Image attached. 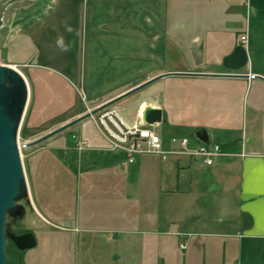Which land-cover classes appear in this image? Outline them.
Returning <instances> with one entry per match:
<instances>
[{
  "label": "crops",
  "instance_id": "0c3cea01",
  "mask_svg": "<svg viewBox=\"0 0 264 264\" xmlns=\"http://www.w3.org/2000/svg\"><path fill=\"white\" fill-rule=\"evenodd\" d=\"M47 1L32 18L8 9L0 30L1 60L19 66L35 104L28 127L57 124L50 132L143 86L45 142L68 158L82 152L84 179L78 219L62 214L63 232L51 239L69 244L76 232L79 264H264V0ZM240 45L247 65L225 69ZM9 46L18 49L13 62L5 61ZM66 81L78 83L81 99L63 94ZM147 108L160 109L162 121L144 122ZM105 111L151 126L168 152L183 138L197 148L203 129L222 155L208 166L201 157L145 153L121 171L124 154L111 150L99 121ZM66 133L86 146L65 142ZM25 167L22 187L35 205ZM40 193L44 213L35 208L54 226L58 214ZM52 264L74 261L65 251Z\"/></svg>",
  "mask_w": 264,
  "mask_h": 264
},
{
  "label": "rangeland",
  "instance_id": "374dc122",
  "mask_svg": "<svg viewBox=\"0 0 264 264\" xmlns=\"http://www.w3.org/2000/svg\"><path fill=\"white\" fill-rule=\"evenodd\" d=\"M4 1L0 0V4ZM34 3V1L30 0L21 1L9 8L8 15L16 13L17 17H22L24 19L26 17L32 18L34 17L32 15L36 13V9L34 8L35 6L33 5ZM31 26H33L32 23H29V27ZM13 48V46H9L6 50L8 58L5 61H15L14 54L18 51V49ZM3 53L4 51L1 48V64L8 65L13 68L14 66H17L3 63L1 60L3 58ZM16 70L21 74L19 66ZM11 76L12 73L7 72L5 75L4 82L1 84L0 113L4 115V106H7L6 112L12 116V119L9 120L10 125L12 126L10 127V129L12 130V133L15 137V141L18 144L20 161L22 162L21 167L24 176V179L21 183H25V164H27L30 175V183L35 191V194L37 195V198L35 200V205L37 209L41 211V213H44L42 207L43 202L39 198L41 196L40 190L43 189L45 200H49L51 204V210L55 211L58 214L59 219H51V222L55 224L54 226L47 224L44 219L40 217L37 209L35 208V205L30 200H27V197L24 193V188L21 184L19 186L17 195L14 197V204L12 205V207H9L6 211V218L2 226V236L5 242L3 263L52 264L53 259H55L58 254L65 251H69L70 255L73 258L74 264H79V260H83L84 248L83 242L78 241V234L76 232L69 233V244L62 241H54L51 239L50 236L62 234L63 230L58 228L62 226V223L60 221V217L62 216V214L67 213L69 214V217H74L75 219H78L80 188L81 193H83V185L80 187V183H82L84 179L81 177L82 174L78 171L77 159L79 153L81 154L82 152L75 151V153L72 154V157L68 158L63 155L62 151H55L53 149L45 150L47 146L45 142L49 140V138L39 144L28 146L29 144L56 131L57 129L65 126L66 124L50 132L49 130L57 124H42L41 126L35 127L33 129L28 127V124H25L26 116H28L29 118L31 114L35 112L34 103L33 105H30L29 108L31 91L27 81H25L28 88V94H23L19 87L14 86L11 80ZM61 85V91L63 92V94H65L68 98H71L72 101H76L78 99V91L80 92V89L77 82L66 81V83L61 82ZM41 91L42 90L38 89V93ZM79 99L81 98L79 97ZM39 115L40 117L44 116L43 114ZM147 128L151 130L153 129L151 126H147ZM46 129L49 130L45 131ZM60 134H62V132L57 133L53 136ZM61 138H63L65 142H74L75 139L74 135L70 133L64 134ZM51 146L52 145H50L49 147ZM41 149H44V151L39 153L38 157L32 155L29 156V154L39 151ZM31 169H33V171ZM122 169L123 167H121L120 170L122 171ZM56 193L60 194L58 199L54 196ZM81 201L82 199L80 198V208H82ZM25 233H32L35 236L37 244L36 247L32 249L22 251L17 248V246L14 244V242L9 236L11 234L22 235ZM46 234L50 235L47 237ZM93 248H95L92 249L93 251H97V244H95ZM52 257L54 258L51 259Z\"/></svg>",
  "mask_w": 264,
  "mask_h": 264
},
{
  "label": "water",
  "instance_id": "95a60500",
  "mask_svg": "<svg viewBox=\"0 0 264 264\" xmlns=\"http://www.w3.org/2000/svg\"><path fill=\"white\" fill-rule=\"evenodd\" d=\"M21 1H25V0H5L3 3L0 4V30L4 25V16L6 11L11 6ZM30 1H40V0H30ZM247 62H248L247 51L244 46L240 45L233 51L231 55L225 58L223 65L225 69L231 71H239L247 65ZM7 72L12 73L11 80L14 86L19 87L23 94H28V88L23 76L15 68H12L8 65H3L1 63H0V89H1V84L4 82L5 75ZM171 75H180V74H171ZM234 75H240V74H234ZM259 78L264 81L263 77H259ZM150 83L152 82H148L147 84H145V86ZM142 87L136 88L128 92L127 94L123 95L122 97L105 104L104 106L98 108L97 110L85 114L84 116L78 118L77 120H74L69 124H66L65 126L38 139L37 141L29 144L28 146L39 144L47 140L48 138L52 137L53 135L72 127L78 122L94 116L95 114L109 108L120 99L138 91ZM4 108H5L4 115L6 117L0 113V264H4L3 259H4L5 242L2 236V226L6 218V211L9 207H12V205L14 204V197L17 195L19 186L22 184L21 182L24 179L22 167L18 166L17 162L14 159V155L17 153V145H16L17 142L15 141V137L12 133V130L10 129L11 125L9 120L12 119L11 118L12 116L6 112L7 106L6 107L4 106ZM143 120L144 122H146L148 125L151 126L160 123L162 121V111L160 109L147 108L143 113ZM195 138L198 139V141H200V143L202 144L207 145L210 143L209 136L207 132L203 129L195 133ZM14 185H15V193L14 191L12 193ZM22 186H24V183L22 184ZM9 201L12 202V203L10 202L12 205L11 206L8 205L5 208L4 205L5 204L7 205ZM2 217H3V222H1ZM9 237L12 239V241L17 246V248L22 251L32 249L36 247L37 244L35 236L32 233H26L22 235L11 234Z\"/></svg>",
  "mask_w": 264,
  "mask_h": 264
},
{
  "label": "built area",
  "instance_id": "2783aa9c",
  "mask_svg": "<svg viewBox=\"0 0 264 264\" xmlns=\"http://www.w3.org/2000/svg\"><path fill=\"white\" fill-rule=\"evenodd\" d=\"M246 39V36H242L241 38L242 42H245ZM14 67L15 69L18 68V66ZM114 116H116L117 119H115ZM99 121L111 144V150H120L123 152L124 158L121 161V166L123 168L133 164L136 161L137 155L145 153L157 154L164 159L170 153L201 157L208 166H212L215 158L222 155L220 146L214 144H201L195 149H190L188 147L189 140L187 138L180 140V150L172 152L164 151L161 138L153 130L147 128L146 124L142 122V124L128 126L114 111H105L101 113ZM74 138L77 140L76 136H74ZM76 143L79 149H82L87 144V142L83 140H77Z\"/></svg>",
  "mask_w": 264,
  "mask_h": 264
},
{
  "label": "trees",
  "instance_id": "16d2710c",
  "mask_svg": "<svg viewBox=\"0 0 264 264\" xmlns=\"http://www.w3.org/2000/svg\"><path fill=\"white\" fill-rule=\"evenodd\" d=\"M35 3L33 4L36 9V13H42V11L47 7L46 5L48 4V1L47 0H42V1H34ZM43 4V6H42ZM27 18V17H26Z\"/></svg>",
  "mask_w": 264,
  "mask_h": 264
},
{
  "label": "bare ground",
  "instance_id": "6f19581e",
  "mask_svg": "<svg viewBox=\"0 0 264 264\" xmlns=\"http://www.w3.org/2000/svg\"><path fill=\"white\" fill-rule=\"evenodd\" d=\"M13 68V67H12ZM15 68V67H14ZM12 127V126H11ZM17 145V153L14 155V159H15V161L17 162V164H18V166H22V162L20 161V156H19V148H18V144H16ZM13 191H14V193H15V185L13 186V190H12V193H13ZM11 200V199H10ZM11 201H9L8 203H7V205L5 204L4 206H5V208L9 205V206H11L12 204V202L10 203ZM1 222H3V217H2V221Z\"/></svg>",
  "mask_w": 264,
  "mask_h": 264
}]
</instances>
